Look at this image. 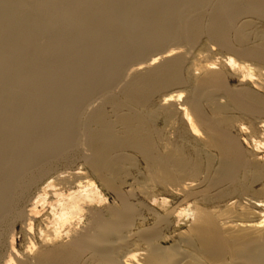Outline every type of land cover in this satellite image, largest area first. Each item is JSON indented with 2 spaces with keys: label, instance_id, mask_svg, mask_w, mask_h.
Listing matches in <instances>:
<instances>
[{
  "label": "bare ground",
  "instance_id": "bare-ground-1",
  "mask_svg": "<svg viewBox=\"0 0 264 264\" xmlns=\"http://www.w3.org/2000/svg\"><path fill=\"white\" fill-rule=\"evenodd\" d=\"M250 17L264 0H0L6 264L17 226L37 240L19 264H264V84L227 58L239 89L210 63L152 106L202 36L264 67Z\"/></svg>",
  "mask_w": 264,
  "mask_h": 264
},
{
  "label": "rangeland",
  "instance_id": "rangeland-1",
  "mask_svg": "<svg viewBox=\"0 0 264 264\" xmlns=\"http://www.w3.org/2000/svg\"><path fill=\"white\" fill-rule=\"evenodd\" d=\"M250 18H247L246 20H251V21H248V22H251L252 23V30L254 31V30L257 29L256 31H260L261 30L263 32V30H264V23L261 22V21H259V20H255L253 18L250 19ZM253 23H255V24H253ZM252 38L254 39V36H252ZM253 39L250 38V40H249V42H251V44L255 42V40H253ZM216 45H215L214 42H212L211 40H209L207 37L202 36L196 42V44L193 45V46H190V47L189 46L187 47V46H184V45L177 46L178 48L181 47L180 48L181 50L180 49H177L176 46L175 47L174 46H168V47H166V49L164 48L163 51H168V50H171V49L173 50L174 48H176L177 51L174 50L175 53L180 50L178 52V55H179V53H181L183 55L184 59L186 60V62L184 61V65H183V67H184L183 68V72H184L183 73V76L185 75L184 78L186 79L187 85H185L183 87H180V88L172 89V90H169L167 92L160 93V94L156 95L153 98L152 106L153 107H155V106L157 107L158 104L160 105L163 97L166 96V95H168V94L170 95V94H173V93L175 94V93L181 92L183 94V96L186 97V95H188V93L190 91V89H188V88L192 87L191 85H193L192 84V82H194L193 80H195V78H197L200 75L199 69L201 67L207 65V64H210V63H215V66H214L215 67V71H218V72H221L222 71L221 73H223L225 75V81H226V84L229 86V88H231V89H239L243 85V83L240 82L242 79H241L240 76H238V75L235 74V72L232 70V68L229 65L225 64L227 58H232L236 62V64H240L241 65L243 63V64L248 65V66L251 67L252 74L254 75V77L252 78V82L250 80V82L248 81L246 83L247 84L246 87H248V88L251 87L250 89H252L254 91H257L258 93L260 92V94H262L263 93V90L260 89V88H258L257 86H255V84H258L260 82H262L261 84H264V82H263L264 81V73H263L264 72V67H260L259 65H257L256 63H254L252 61H245V60H241V59L237 58L236 56L234 57L233 55H231V54H229V53L221 50V48L218 45L217 46ZM253 83H254V85H253ZM254 87H256V88H254ZM116 91H117V89L115 90V92ZM182 100H184V98H182ZM219 101L221 103H223L224 99L219 98ZM96 103H98V102L96 101ZM181 103L182 102H179V104H181ZM109 108L110 107H108V106L106 107V112H108V114L110 113V111H109L110 109ZM238 121H239L240 124L244 125L245 128L252 127L251 124L249 123V120L246 119V118L245 119L244 118H242V119L239 118ZM262 121L264 122V117L256 118L255 120H253L252 125L254 124L255 127L256 126L259 127L260 126V123ZM156 126L157 127H161L162 126L161 121H157ZM235 133H236V131H235ZM85 152L86 151H82L83 154ZM135 157H136L135 158V167H136V170L138 172H140V173H144V171H145V164H144V162H142L143 160L141 159L140 156H135ZM81 158L82 157L79 156V155H77L76 157L72 158L71 161H69L68 164H66L67 166H64L63 167V169H70V170H73V171H76V172L80 171V172H83V173L84 172H87V170L85 169L86 167H85V165L82 162L83 159H81ZM73 159H75V160H73ZM129 182H131V181L129 180ZM104 194L107 196L108 202H111L112 203L111 200L113 198L111 197V195L106 194V192H104ZM14 234H15L14 235L15 251L16 252L18 251V252L17 253H13L14 255H12V259H13L12 262H14V264H19L20 261H22L23 259H25L24 258L25 256H28V255L30 256L31 254L33 255V253L36 251V248H37V247H35V246H37L36 245L37 244V240L36 241L35 240L34 241L29 240V241L33 242V244H35L33 247L31 245H29L30 242L28 240H26L27 238H24L23 237V234H22L19 226L16 227ZM7 241L8 242L10 241V237L7 238ZM7 241L5 240L2 243V247L0 248V250H1L0 251V253H1L0 254V264H3V263L6 264L7 261H8L7 259H9V257H8L9 256V250H7L8 249V247H7L8 244H6ZM29 248H30V250H29ZM7 252H8V254H7ZM28 253H30V254H28ZM5 261H6V263H5Z\"/></svg>",
  "mask_w": 264,
  "mask_h": 264
}]
</instances>
